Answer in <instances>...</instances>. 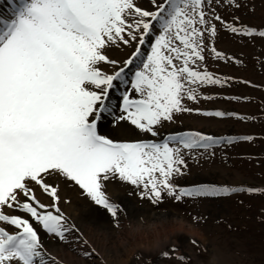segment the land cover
Here are the masks:
<instances>
[{"label": "snow or ice", "instance_id": "1", "mask_svg": "<svg viewBox=\"0 0 264 264\" xmlns=\"http://www.w3.org/2000/svg\"><path fill=\"white\" fill-rule=\"evenodd\" d=\"M203 4L154 0L155 10L148 11L135 0H19L13 16L0 19V264H40L42 242L30 221L64 238L60 208L49 210L59 203L61 180L113 215L117 209L103 190L113 178L142 188L156 201L164 191L176 194L170 181L181 174L184 160L170 143L206 147L216 142L212 137L121 142L101 134L98 125L113 111L110 96L120 84L130 87L120 98L117 120L156 136L157 126L188 110L185 97L196 100L192 85L221 83L192 67L204 59L197 27L206 24ZM157 23L159 34L153 36ZM215 31L212 27L210 34ZM133 43L137 46L122 62L105 52ZM221 192L228 190L199 188L179 195Z\"/></svg>", "mask_w": 264, "mask_h": 264}, {"label": "rangeland", "instance_id": "2", "mask_svg": "<svg viewBox=\"0 0 264 264\" xmlns=\"http://www.w3.org/2000/svg\"><path fill=\"white\" fill-rule=\"evenodd\" d=\"M135 2L144 10H155L154 0ZM203 11L206 24L197 27L203 32L200 43L204 59L192 67L202 73L211 72L221 83L192 85L196 100L185 97L182 103L188 110L174 113L171 121L157 126L156 136L132 124L133 134L128 141L115 139L113 134L101 130L104 123L114 126L122 122L117 120L122 114L119 111L100 120L98 130L121 142H160L190 134L210 136L216 141L191 149L176 141L170 143L171 147L180 149L184 160L181 174L174 175L170 181L176 189L175 195L164 191L156 201L142 188L118 178L106 181L103 189L115 188L148 212L173 211L192 225L207 244L184 233L177 236L176 244L154 254L135 255L129 264H208L214 257L216 264H264V38L244 34L255 33V27L264 28V0H204ZM212 27L216 30L214 36L210 34ZM232 28L238 31L233 32ZM159 30L160 25L157 34ZM136 46L135 43L113 45L105 52L111 59L122 62ZM120 104L121 101L117 107ZM215 112L224 115H208ZM61 181L66 191L64 204L74 196L81 204L94 202L72 182ZM248 187L251 189L246 190ZM199 188L228 192L179 195L182 190ZM114 204L116 209L122 206L118 200ZM141 220L146 224L144 217ZM90 256L94 259L92 256L98 255Z\"/></svg>", "mask_w": 264, "mask_h": 264}, {"label": "bare ground", "instance_id": "3", "mask_svg": "<svg viewBox=\"0 0 264 264\" xmlns=\"http://www.w3.org/2000/svg\"><path fill=\"white\" fill-rule=\"evenodd\" d=\"M3 17L6 15L0 10V19ZM117 105L118 102L112 105L113 114ZM130 125L128 121L117 122L114 126L104 123L101 130L113 134L115 139L128 141L133 134ZM104 192L113 206L115 200L122 205L115 215L95 202L81 204L76 196L64 204L66 191L60 182L58 195L61 201L58 207L65 218L67 230L64 238L49 234L35 221H30L42 242L43 256L40 264H129L135 255L154 254L176 244L177 236L184 233L207 244L206 239L192 225L173 211L148 212L137 207L113 187H107ZM42 200L46 204L53 203L50 197H42ZM55 206L49 210L54 212ZM141 217L147 220L146 224ZM90 255L98 256H92V259ZM216 261L214 257L208 264H216Z\"/></svg>", "mask_w": 264, "mask_h": 264}, {"label": "trees", "instance_id": "4", "mask_svg": "<svg viewBox=\"0 0 264 264\" xmlns=\"http://www.w3.org/2000/svg\"><path fill=\"white\" fill-rule=\"evenodd\" d=\"M251 189V187H248V188H246V190H250ZM259 190H262V188H258ZM263 191H264V189H263Z\"/></svg>", "mask_w": 264, "mask_h": 264}]
</instances>
